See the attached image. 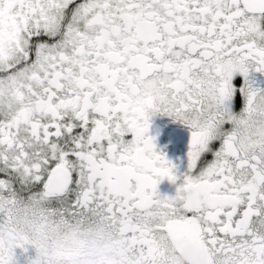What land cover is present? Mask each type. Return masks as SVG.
Returning <instances> with one entry per match:
<instances>
[{
  "label": "snow or ice",
  "instance_id": "6c2138e0",
  "mask_svg": "<svg viewBox=\"0 0 264 264\" xmlns=\"http://www.w3.org/2000/svg\"><path fill=\"white\" fill-rule=\"evenodd\" d=\"M250 71L264 0H0V264H264ZM157 113L190 131L179 174Z\"/></svg>",
  "mask_w": 264,
  "mask_h": 264
},
{
  "label": "flooded vegetation",
  "instance_id": "af4514ba",
  "mask_svg": "<svg viewBox=\"0 0 264 264\" xmlns=\"http://www.w3.org/2000/svg\"><path fill=\"white\" fill-rule=\"evenodd\" d=\"M250 75L254 77L258 86L264 87V73L250 71ZM237 79H242V77L237 74ZM150 121L149 135L155 137L157 148L165 154L167 159L173 161L179 174L186 166L188 141L190 138L188 127L163 113L151 116ZM175 190L176 184L169 181L167 177L163 178L157 185V191L162 196L174 195ZM25 248L26 251L20 248L14 250L18 264H26L28 259L36 255L33 245H26Z\"/></svg>",
  "mask_w": 264,
  "mask_h": 264
},
{
  "label": "clouds",
  "instance_id": "9594fccd",
  "mask_svg": "<svg viewBox=\"0 0 264 264\" xmlns=\"http://www.w3.org/2000/svg\"><path fill=\"white\" fill-rule=\"evenodd\" d=\"M264 103V100H258L257 104Z\"/></svg>",
  "mask_w": 264,
  "mask_h": 264
}]
</instances>
